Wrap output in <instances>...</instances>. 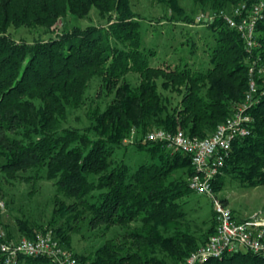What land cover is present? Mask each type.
I'll return each instance as SVG.
<instances>
[{
  "label": "trees",
  "instance_id": "1",
  "mask_svg": "<svg viewBox=\"0 0 264 264\" xmlns=\"http://www.w3.org/2000/svg\"><path fill=\"white\" fill-rule=\"evenodd\" d=\"M258 1L193 0L213 14ZM165 3L177 8L175 0ZM93 9L104 25L54 33L65 17L85 19ZM205 24L213 39L209 68H164L151 65L154 51L143 46L140 22L129 0H0V174L27 180L19 173L34 171V177L53 181L57 193L72 200L67 205L58 202L61 218L77 222L87 213L89 227L104 229H124L137 219L141 223L118 241L105 240L93 254H74L79 264H179L213 233L216 222L204 239L182 230L185 213L177 201L190 192L189 156H171L161 144L146 143L139 150L149 153L151 163L134 172L125 164L110 168L109 160L112 149L119 148L131 130L140 138L157 129L208 137L243 101L249 54L239 34L221 18ZM20 27L41 29L50 37L32 43L16 41L9 29ZM255 40L252 58L264 66V13L256 25ZM129 73L139 76L137 86L126 80ZM93 78L99 79L101 92L113 95L104 111L95 110L90 116L89 132L94 137L59 128L68 109L82 104ZM257 83L258 102L250 110L251 134L232 143L214 192L224 175L248 187L264 186V76ZM162 91L176 93L180 99L173 105ZM176 170L188 177L172 178ZM95 192L99 195L92 201ZM51 232L62 246L68 244L66 230ZM18 233L35 238L22 222ZM6 238L12 240L8 233ZM20 264L51 262L22 258ZM204 264H264V258L237 251Z\"/></svg>",
  "mask_w": 264,
  "mask_h": 264
},
{
  "label": "rangeland",
  "instance_id": "2",
  "mask_svg": "<svg viewBox=\"0 0 264 264\" xmlns=\"http://www.w3.org/2000/svg\"><path fill=\"white\" fill-rule=\"evenodd\" d=\"M167 1L169 0H163V2L159 0H129L130 9L140 22L139 32L143 46L146 50L154 51L150 60L151 65L164 68L169 65L171 68L206 71L209 68L208 50L213 45L212 34L206 28V24L198 25L195 18L201 14L212 12L208 11L206 7L194 3L193 0H175L179 11L176 10L177 8L173 9L167 6L165 3ZM190 20H194V23L193 21L189 22ZM89 25H104L94 9L85 19H77L73 16L65 17L56 24L53 30L56 33L72 27L83 29ZM9 34L16 41L27 43L46 40L50 37L41 29L30 30L25 27L10 28ZM126 80L135 87L140 78L137 74L129 73ZM162 92L168 96L173 105L180 99V95L176 93ZM112 98V93L101 92L99 79L93 78L85 90L82 104L76 109H68L66 121L61 123L59 128L77 129L88 134L91 138L94 137V134L89 132V128L92 126L90 116L95 110L104 111ZM146 143L140 136L135 135L132 144L123 142L119 148L114 147L109 159L110 168L125 164L130 172H134L139 166L150 164L149 153L146 150H139ZM163 151L171 156L175 153L166 147L163 148ZM183 172V170L174 171L172 178L188 177ZM39 174L43 175L42 172ZM19 175L23 178L29 177V179H9L0 174V202L4 204L3 209H0V231L8 233L13 241L25 239L18 233L19 222L25 223L35 236L44 231L62 228L63 233L66 230L69 235L68 244H64L63 247L73 254L86 256L93 254L105 240L118 241L125 232L141 226L140 220L137 219L124 229L118 227L104 229L103 226L91 228L87 223L89 218L87 213H84V217L77 222L68 217L61 218L57 211L59 209L58 202H64L67 205L72 200L57 193L53 181L34 177V171L19 173ZM215 193L219 199L225 201V205L235 220L245 221L253 216H264V186L248 187L228 175H224L218 181ZM98 195L99 193L95 192L93 194L95 197L90 200H95ZM177 202L185 213L182 230L204 239L216 222L210 200L205 196L189 192ZM68 226L73 227V230L68 231L66 229Z\"/></svg>",
  "mask_w": 264,
  "mask_h": 264
},
{
  "label": "built area",
  "instance_id": "3",
  "mask_svg": "<svg viewBox=\"0 0 264 264\" xmlns=\"http://www.w3.org/2000/svg\"><path fill=\"white\" fill-rule=\"evenodd\" d=\"M263 13L264 0H259L249 6L242 3L230 10L201 14L195 18L197 24L209 23L214 17L221 18L239 34L249 54L247 90L232 116L205 138L187 137L180 130L170 133L161 129L142 137L144 142L161 144L175 153L189 156L191 174L187 188L196 195L207 197L216 217L215 229L206 242L179 264H204L240 250L264 258V216H253L245 221L235 220L213 189L216 177L229 157L232 143L251 134L253 120L250 110L258 102L257 82L264 76V66L259 64V59L252 58V52L257 47L255 29ZM135 135V130H131L124 143L132 144ZM3 207L4 204L0 202V209ZM22 258H46L51 264H79L74 254L63 247L51 231L36 235L34 239L17 241L8 240L6 234L0 231V264H20Z\"/></svg>",
  "mask_w": 264,
  "mask_h": 264
}]
</instances>
